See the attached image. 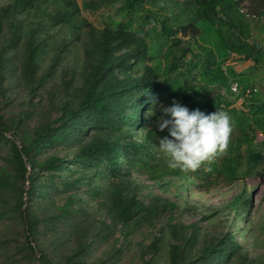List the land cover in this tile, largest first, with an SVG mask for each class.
I'll return each mask as SVG.
<instances>
[{
  "label": "trees",
  "instance_id": "trees-1",
  "mask_svg": "<svg viewBox=\"0 0 264 264\" xmlns=\"http://www.w3.org/2000/svg\"><path fill=\"white\" fill-rule=\"evenodd\" d=\"M200 3L203 16L216 15L218 2ZM253 7L262 20L264 0ZM189 31L194 25L162 23L161 39L148 44L145 31L125 23L94 26L75 0L0 2V264H116L132 252L143 264H159L163 254L162 264H253L234 223L216 233L183 224L172 216L175 203L143 193L133 177L191 175L204 184L209 176L264 177V98L234 121L235 135L214 162L188 173L167 166L159 150L160 139L171 138L157 126L162 106L196 86L172 75L175 62L163 70L159 45ZM249 46L238 54L255 63ZM215 82L231 93L225 74ZM238 84L241 95L246 88ZM217 104L193 103L207 111ZM250 141L261 151L242 150ZM248 204L237 196L229 206L238 218Z\"/></svg>",
  "mask_w": 264,
  "mask_h": 264
},
{
  "label": "rangeland",
  "instance_id": "rangeland-1",
  "mask_svg": "<svg viewBox=\"0 0 264 264\" xmlns=\"http://www.w3.org/2000/svg\"><path fill=\"white\" fill-rule=\"evenodd\" d=\"M75 1L82 16L94 26L102 27L122 22L129 25L131 30L141 33L145 31L148 44H154L161 39L159 30L162 23L172 29L187 24L194 25L195 31H189L187 36L181 37L177 33L168 36L166 42L159 45V59L163 70L175 62L177 65L172 75L179 74L180 81L186 79L196 86L190 93L186 91L185 99L180 96L174 98L190 111L195 109L193 105L195 99L206 105L218 102L214 110L201 111L205 114L217 110L225 111L231 117L233 125L240 114L244 116V113H249V103L257 104L264 98V26L256 21V18H260L253 7L256 0H241L237 6L231 4L232 0H215L218 2L215 6L216 15L211 14L207 17L203 16L201 0ZM127 2L131 3V7L125 6ZM146 17L151 21L145 20ZM262 20L264 22V18ZM229 23L233 25V30L228 28ZM176 40L179 42L176 43ZM246 45L255 48L251 47L252 53L258 59L255 63L242 59V54H238L246 53ZM183 49L186 51L181 58L180 53ZM229 67L238 74L233 75ZM219 71L225 74L230 82L238 84L240 81L246 90L252 88V91L254 89L256 92L244 97L238 93V96L234 97L215 82ZM238 91H241L239 84ZM216 95L219 96L218 101ZM228 96L230 99L225 104L223 100ZM170 105L167 103L164 107ZM247 116L249 117L250 113ZM254 130L255 133L259 132L258 129ZM253 133V131L250 133L251 136ZM246 148L261 151L263 147L255 141H250L249 145H243L242 150ZM133 177L143 186V193L151 191L175 203L177 208L172 211V216L183 224L194 222L202 231L210 229L212 233H216L224 231L227 227L232 228L231 224L234 223L236 239L247 257L253 259V264H264V177L252 175L226 182L222 178L209 176L211 180L208 184L191 175L165 176L155 180L147 179L144 175ZM237 196L249 198L248 206L238 218L235 217L234 207L229 206L230 201ZM207 216L209 217L202 219ZM164 220L165 218L160 223ZM139 238L134 237V241H138ZM164 261L163 254L158 262L162 264ZM13 264L26 263L15 261ZM116 264L143 263L138 253L132 252L131 256L123 257Z\"/></svg>",
  "mask_w": 264,
  "mask_h": 264
},
{
  "label": "clouds",
  "instance_id": "clouds-1",
  "mask_svg": "<svg viewBox=\"0 0 264 264\" xmlns=\"http://www.w3.org/2000/svg\"><path fill=\"white\" fill-rule=\"evenodd\" d=\"M162 112L164 115L157 121V126L160 131L168 129L171 138L160 139L159 150L170 169L195 172L227 151L233 132L227 112L190 111L176 100L170 106H162ZM207 170L211 171L210 168Z\"/></svg>",
  "mask_w": 264,
  "mask_h": 264
},
{
  "label": "built area",
  "instance_id": "built-area-1",
  "mask_svg": "<svg viewBox=\"0 0 264 264\" xmlns=\"http://www.w3.org/2000/svg\"><path fill=\"white\" fill-rule=\"evenodd\" d=\"M229 90L231 93H234V94L238 93V86H237L236 82H232L229 84ZM253 91H254V89H253ZM249 93H250V89H247L246 92L242 93L243 95L241 94V96L244 97V96L248 95Z\"/></svg>",
  "mask_w": 264,
  "mask_h": 264
},
{
  "label": "crops",
  "instance_id": "crops-1",
  "mask_svg": "<svg viewBox=\"0 0 264 264\" xmlns=\"http://www.w3.org/2000/svg\"><path fill=\"white\" fill-rule=\"evenodd\" d=\"M256 21L257 22H260V24L262 25V26H264V22H263V20H259L258 21V19H256ZM254 24H255V22H254ZM247 34V33H246ZM255 49V48H254ZM245 60H252V59H245ZM252 62H253V60H252ZM254 63V62H253ZM248 89V88H247Z\"/></svg>",
  "mask_w": 264,
  "mask_h": 264
}]
</instances>
